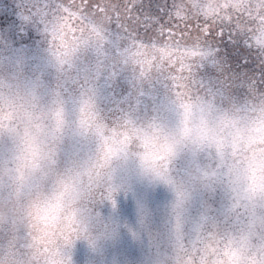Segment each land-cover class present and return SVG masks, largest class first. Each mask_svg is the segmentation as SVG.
<instances>
[{
	"label": "snow or ice",
	"instance_id": "obj_1",
	"mask_svg": "<svg viewBox=\"0 0 264 264\" xmlns=\"http://www.w3.org/2000/svg\"><path fill=\"white\" fill-rule=\"evenodd\" d=\"M14 17L0 264H264V0H14Z\"/></svg>",
	"mask_w": 264,
	"mask_h": 264
},
{
	"label": "rangeland",
	"instance_id": "obj_2",
	"mask_svg": "<svg viewBox=\"0 0 264 264\" xmlns=\"http://www.w3.org/2000/svg\"><path fill=\"white\" fill-rule=\"evenodd\" d=\"M7 10V16L5 17L4 11L3 10ZM0 18H3L2 20H0V22H6L7 20H11L14 19V0H0ZM229 40V38L224 39L223 41ZM230 44V43H228ZM223 50L225 51V53L228 55L229 58H231V54L235 53V55H237L238 52H240V50H233L230 47H223ZM240 64L242 65V52L240 53ZM234 64V62H232ZM235 65V64H234Z\"/></svg>",
	"mask_w": 264,
	"mask_h": 264
},
{
	"label": "trees",
	"instance_id": "obj_3",
	"mask_svg": "<svg viewBox=\"0 0 264 264\" xmlns=\"http://www.w3.org/2000/svg\"><path fill=\"white\" fill-rule=\"evenodd\" d=\"M227 38H229V37H228L227 34H226L225 37L223 38V40H224V39H227ZM222 43H223V44L229 43V40L223 41ZM231 48H232V46H231ZM232 49H233V48H232ZM244 55H246V54H245V53H242V65L244 66V68H245L246 70H249V71L258 72L259 69L256 67V65H255L254 63L250 62L249 64L244 65V59H243V56H244ZM237 59H239V61H240V58L238 57V55H235V53H232V54H231V58H230V60H231L232 62H234V64H235Z\"/></svg>",
	"mask_w": 264,
	"mask_h": 264
},
{
	"label": "flooded vegetation",
	"instance_id": "obj_4",
	"mask_svg": "<svg viewBox=\"0 0 264 264\" xmlns=\"http://www.w3.org/2000/svg\"><path fill=\"white\" fill-rule=\"evenodd\" d=\"M223 47L225 48H227V47H230L231 48V44H228V43H226V44H223Z\"/></svg>",
	"mask_w": 264,
	"mask_h": 264
}]
</instances>
